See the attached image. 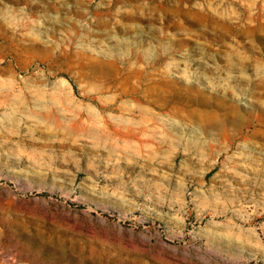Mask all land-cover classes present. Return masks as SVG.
<instances>
[{"label": "rangeland", "instance_id": "rangeland-1", "mask_svg": "<svg viewBox=\"0 0 264 264\" xmlns=\"http://www.w3.org/2000/svg\"><path fill=\"white\" fill-rule=\"evenodd\" d=\"M0 264H264V0H0Z\"/></svg>", "mask_w": 264, "mask_h": 264}]
</instances>
